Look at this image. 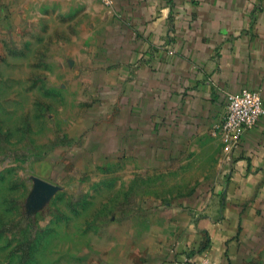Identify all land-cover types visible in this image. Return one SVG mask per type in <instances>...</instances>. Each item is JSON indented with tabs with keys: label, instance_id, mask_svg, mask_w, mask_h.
<instances>
[{
	"label": "crops",
	"instance_id": "1",
	"mask_svg": "<svg viewBox=\"0 0 264 264\" xmlns=\"http://www.w3.org/2000/svg\"><path fill=\"white\" fill-rule=\"evenodd\" d=\"M20 1L0 0V66L22 39ZM26 1L36 16L40 0ZM42 2L60 11L74 0ZM102 7L109 16L87 73L106 91L101 101L110 97L118 106L110 136L116 148L141 155L147 169L176 170L179 186L172 200L146 202L148 224L133 231L127 259L111 264L205 257L257 264L264 249V116L234 147L211 126L229 92L259 91L264 103V0H113Z\"/></svg>",
	"mask_w": 264,
	"mask_h": 264
},
{
	"label": "rangeland",
	"instance_id": "2",
	"mask_svg": "<svg viewBox=\"0 0 264 264\" xmlns=\"http://www.w3.org/2000/svg\"><path fill=\"white\" fill-rule=\"evenodd\" d=\"M37 5L33 17L20 1L22 39L0 66V264L119 263L148 224L146 202L172 200L178 173L147 169L110 136L118 106L87 73L107 6Z\"/></svg>",
	"mask_w": 264,
	"mask_h": 264
},
{
	"label": "built area",
	"instance_id": "3",
	"mask_svg": "<svg viewBox=\"0 0 264 264\" xmlns=\"http://www.w3.org/2000/svg\"><path fill=\"white\" fill-rule=\"evenodd\" d=\"M111 7L113 0H101ZM264 116L263 98L259 91L243 88L237 92H229L224 111L211 126V132L231 147L238 144L243 133L254 127L257 121ZM194 264H215L208 257L192 260Z\"/></svg>",
	"mask_w": 264,
	"mask_h": 264
}]
</instances>
